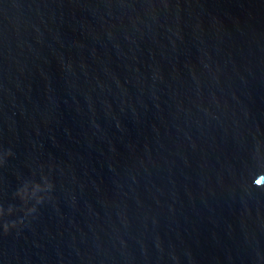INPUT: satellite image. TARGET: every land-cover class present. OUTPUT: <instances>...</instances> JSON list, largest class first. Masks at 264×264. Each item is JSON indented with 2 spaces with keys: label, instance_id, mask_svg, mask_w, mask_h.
Returning a JSON list of instances; mask_svg holds the SVG:
<instances>
[{
  "label": "water",
  "instance_id": "1",
  "mask_svg": "<svg viewBox=\"0 0 264 264\" xmlns=\"http://www.w3.org/2000/svg\"><path fill=\"white\" fill-rule=\"evenodd\" d=\"M0 264H264V0H0Z\"/></svg>",
  "mask_w": 264,
  "mask_h": 264
}]
</instances>
